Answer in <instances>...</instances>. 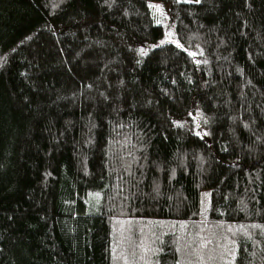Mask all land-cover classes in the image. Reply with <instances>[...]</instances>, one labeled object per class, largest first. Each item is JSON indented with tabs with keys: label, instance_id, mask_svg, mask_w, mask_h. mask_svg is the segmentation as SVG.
I'll use <instances>...</instances> for the list:
<instances>
[{
	"label": "trees",
	"instance_id": "trees-1",
	"mask_svg": "<svg viewBox=\"0 0 264 264\" xmlns=\"http://www.w3.org/2000/svg\"><path fill=\"white\" fill-rule=\"evenodd\" d=\"M0 264H264V0H0Z\"/></svg>",
	"mask_w": 264,
	"mask_h": 264
},
{
	"label": "rangeland",
	"instance_id": "rangeland-1",
	"mask_svg": "<svg viewBox=\"0 0 264 264\" xmlns=\"http://www.w3.org/2000/svg\"><path fill=\"white\" fill-rule=\"evenodd\" d=\"M154 7H155L154 8L155 12L159 15V17L165 20L168 16L167 11L163 9L161 5H158V4H156Z\"/></svg>",
	"mask_w": 264,
	"mask_h": 264
},
{
	"label": "snow or ice",
	"instance_id": "snow-or-ice-1",
	"mask_svg": "<svg viewBox=\"0 0 264 264\" xmlns=\"http://www.w3.org/2000/svg\"><path fill=\"white\" fill-rule=\"evenodd\" d=\"M197 2H198V0H197ZM192 55H195L194 53H192Z\"/></svg>",
	"mask_w": 264,
	"mask_h": 264
}]
</instances>
